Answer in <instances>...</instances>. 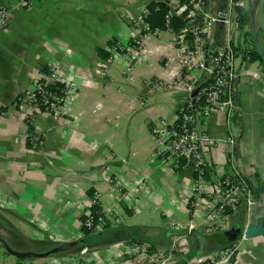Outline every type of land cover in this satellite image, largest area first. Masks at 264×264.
Masks as SVG:
<instances>
[{
  "label": "crops",
  "instance_id": "crops-1",
  "mask_svg": "<svg viewBox=\"0 0 264 264\" xmlns=\"http://www.w3.org/2000/svg\"><path fill=\"white\" fill-rule=\"evenodd\" d=\"M152 1L157 0H34L27 7L0 0L11 9L9 26L0 32V235L9 246L0 249V264H134L126 247L142 243L169 253L166 264H186L220 248V233L251 222L240 208L221 231L208 234L199 217V227L183 244L194 174L168 165L152 134L160 121L174 126L186 100L175 88L174 33L148 36L135 64L113 51L116 43L138 38L134 21ZM224 1L210 0L211 12ZM236 1L242 3L234 7L238 29L231 37L240 76L236 109L216 112L201 126L216 137L232 135L237 144L233 154L221 145L210 149L207 177L234 163L264 202V69L246 60L244 34L253 43L257 37L264 50V0ZM240 16L247 22L243 28ZM228 36L216 24L210 41L223 47ZM111 54L109 67L101 65ZM51 67L79 92L63 114L41 113L29 122L17 98ZM115 176L127 193L123 199L111 187ZM95 193L105 230L92 243L64 249L85 238L81 217L90 214ZM241 239L248 240L243 249ZM241 239L236 264H264V236Z\"/></svg>",
  "mask_w": 264,
  "mask_h": 264
},
{
  "label": "built area",
  "instance_id": "built-area-1",
  "mask_svg": "<svg viewBox=\"0 0 264 264\" xmlns=\"http://www.w3.org/2000/svg\"><path fill=\"white\" fill-rule=\"evenodd\" d=\"M34 0H20L31 7ZM168 7L166 14V29L152 28L148 18L150 10L145 8L140 17L134 21V27L139 32L138 38L129 44L116 43L115 53H121L123 58L135 57L142 53L146 38L152 34H162L164 31L174 33V44L178 53L179 73L175 88L184 91L186 100L181 106L178 122L168 125L160 121L152 127L159 153L163 160L176 169H189L194 174V187L187 201L186 213L190 218L186 235L193 233L199 227L198 219L202 217L206 233L214 234L223 229L224 222L240 208L247 214V220L255 219L257 211L264 213V202L258 200L251 186L248 173L231 164L229 171L220 173L215 178L207 177L210 163V149L213 146H225L229 154H233L237 141L234 136L216 137L202 129L201 120L210 118L214 113L221 112L230 115L236 109L234 93L240 78L236 68V52L232 45V34L238 26L234 20L235 5H242L236 0H225V5L216 13L211 12L210 0H165ZM181 16L186 21L178 31L173 30L172 18ZM11 9L0 4V32L5 31L10 22ZM216 24H221L228 32V41L223 47H215L210 36ZM115 60L114 54L101 65L109 67ZM134 67V65H133ZM202 86L197 94L196 89ZM79 92L74 83L64 82L55 67L45 69L36 77L32 91L25 92L17 98V105L26 108V119L31 122L38 114H63L68 102ZM111 187L123 199L126 194L119 179H110ZM99 194H94L88 203L89 210L98 205ZM89 227L100 233L106 228V219L98 211L89 219ZM127 258L134 264H166L170 254L165 251H151L149 243L133 244L126 247ZM239 247L236 243L224 249L200 255L186 264H236ZM72 264H88L86 260H73Z\"/></svg>",
  "mask_w": 264,
  "mask_h": 264
},
{
  "label": "trees",
  "instance_id": "trees-1",
  "mask_svg": "<svg viewBox=\"0 0 264 264\" xmlns=\"http://www.w3.org/2000/svg\"><path fill=\"white\" fill-rule=\"evenodd\" d=\"M147 8L150 10V16H149L148 20H149L150 24L152 25V28H154V29L155 28H161V29L165 30L166 29L165 17H166V14L168 13V7L165 3V0L152 1L147 5ZM240 21H241V25L243 28V25L247 23L246 19L244 17L240 16ZM185 23H186V21L183 20L181 16H174L172 18V26H173L174 31H178L181 27L184 26ZM244 34L246 35V40L248 42V44H247L248 47L245 50L246 60H248L250 62H259L260 65L262 66V68L264 69V62L262 61L258 51L256 50V48L254 46L253 39H252L250 33L247 32ZM98 52L100 55H102V57H107V55H108L107 51H105L103 49H98ZM100 210H101L100 206L96 205L90 211L89 215H87V214L82 215L81 219H82L83 232L85 234V238L79 244L87 245L89 243H92V241L95 239L96 235L99 234V233L93 231L89 227V219L91 218V215L94 216V214H96ZM221 234H223V233H220V235ZM233 243H236V242H229V245H231ZM2 247L9 249L8 244L3 239V237L0 235V249ZM220 248H223V246H221Z\"/></svg>",
  "mask_w": 264,
  "mask_h": 264
},
{
  "label": "water",
  "instance_id": "water-1",
  "mask_svg": "<svg viewBox=\"0 0 264 264\" xmlns=\"http://www.w3.org/2000/svg\"><path fill=\"white\" fill-rule=\"evenodd\" d=\"M241 6L242 5L237 4V5H235V8L238 9ZM254 6H255V3L253 2L251 5V9L254 8ZM253 32H254V30H253ZM253 32H252V34H254ZM254 45H255V48L258 51L262 61L264 62V50H263L259 40L255 36H254ZM201 87L202 86H199L196 89V91L194 92V94H197L199 92V90L201 89ZM258 192H259L258 190L255 191V195H256L257 199L260 200L261 197H260ZM222 235L231 236L229 242H236V241L240 240L241 238L250 239V238H255V237H259V236H264V213H260V210L257 211V215H256L255 219H252L251 222H249L246 227H244V228L237 227V228H234L231 230H227L219 236L221 237ZM78 244H79L78 242L69 243L68 245H66L64 247V249H69V248L75 247Z\"/></svg>",
  "mask_w": 264,
  "mask_h": 264
},
{
  "label": "rangeland",
  "instance_id": "rangeland-1",
  "mask_svg": "<svg viewBox=\"0 0 264 264\" xmlns=\"http://www.w3.org/2000/svg\"><path fill=\"white\" fill-rule=\"evenodd\" d=\"M173 114V113H172ZM173 116H174V114H173ZM247 241L248 240H245V239H241L240 241H239V244H240V246H241V248L243 249L244 247H245V244L247 243ZM229 245V242H222V244L220 243V247L221 246H223V248H218L217 250H215V251H218L219 249H224V248H226L227 246ZM215 251H211V252H215ZM203 252H206V251H203ZM211 252H209V253H211ZM204 255H206V254H208V253H203ZM198 256H200V255H195L194 257H198ZM194 257H192V258H194Z\"/></svg>",
  "mask_w": 264,
  "mask_h": 264
},
{
  "label": "flooded vegetation",
  "instance_id": "flooded-vegetation-1",
  "mask_svg": "<svg viewBox=\"0 0 264 264\" xmlns=\"http://www.w3.org/2000/svg\"><path fill=\"white\" fill-rule=\"evenodd\" d=\"M230 237H231V236L223 235V236L221 237V240L224 241V242H225V241H226V242H229V241H230Z\"/></svg>",
  "mask_w": 264,
  "mask_h": 264
}]
</instances>
